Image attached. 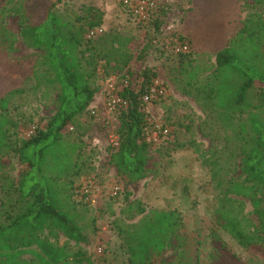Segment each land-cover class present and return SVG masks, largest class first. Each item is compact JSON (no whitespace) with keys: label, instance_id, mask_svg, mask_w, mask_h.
<instances>
[{"label":"rangeland","instance_id":"1","mask_svg":"<svg viewBox=\"0 0 264 264\" xmlns=\"http://www.w3.org/2000/svg\"><path fill=\"white\" fill-rule=\"evenodd\" d=\"M28 1L0 0V97L15 92L7 110L0 113L6 117L3 129L9 132L5 145L0 147V223L8 213L24 206L18 204L17 185L26 165L19 161L14 148L36 130H43L55 112L56 93L53 87L45 85L49 75L41 62L42 53L26 47L19 35L24 18L36 21L41 17L36 11L32 18L31 9L27 10ZM155 3V10L161 7L167 12L162 34L169 35L172 30L166 28L173 25L175 33L191 40L189 54L180 58L167 51L169 39L165 43L153 28L129 16L119 0H62L58 3L59 7L73 11L87 6L102 11L107 46L113 47L111 39L117 37L118 43L114 46H119L123 54L131 55L132 62L143 47H148L146 64L154 69L157 77L146 110L155 131L151 134L153 143L147 179L125 184L109 164L119 127L117 110L109 106V85L115 86L124 69L113 63L99 66L96 104L79 118L77 135L71 137L79 147L76 166L59 179L65 183L76 182V185L88 183L94 189L89 207L74 202L79 224L84 225L86 242L68 241L61 233L49 229L43 230L39 237L64 247L72 264H127L122 238L115 231L121 224L140 219L138 211L146 209L143 206L151 202L145 189H156L160 185L158 196L167 197L169 188L180 189L188 195L181 201L182 209L176 211L181 218L180 232L164 251L162 264H263L213 225L216 211L221 210L229 218L237 219L243 232L264 246V231L260 229L250 200L230 194V185L244 179L241 158L236 156L234 148L238 149L240 143L236 137L238 123L245 121L249 113L220 117L216 109L219 99L205 86L211 81V71L203 73V70L207 65H214L217 50L214 46L220 49L230 44L247 18L255 15L253 20H264V6L255 5L254 0H192V3L155 0ZM260 34V49L264 53V30ZM261 97L262 101H258L255 91H251L248 101L264 120V94ZM178 121L190 128L177 126L174 135L169 124ZM162 125L170 129V135L159 134ZM227 136L231 137L230 141ZM233 151L236 154L231 157ZM76 153L70 152L66 165L73 163ZM59 160L49 164L47 175L61 172L57 166ZM114 187L118 188L116 195H113ZM68 192L73 193V189ZM20 259L30 260L32 255L24 254Z\"/></svg>","mask_w":264,"mask_h":264},{"label":"trees","instance_id":"2","mask_svg":"<svg viewBox=\"0 0 264 264\" xmlns=\"http://www.w3.org/2000/svg\"><path fill=\"white\" fill-rule=\"evenodd\" d=\"M61 1L29 0L26 5L27 10L31 9L32 18L36 16V11L40 12L41 17L36 21L24 18L20 25L19 35L23 44L42 53L41 62L49 75L45 85L53 87L56 93L55 112L43 130H36L19 147L14 148L19 161L26 165L17 185V201L24 206L8 213L4 222L0 223V264H72L64 247L39 237L45 229L57 231L74 243L86 242L84 225L79 224L74 205L76 202L77 205L89 207L80 194L81 183L76 185V182L65 183L59 179L76 166L79 147L71 137L77 135L79 118L90 108L98 92L96 80L99 66L106 67L113 63L124 69L115 88L126 106L116 113L119 127L109 164L125 184L147 179V164L153 143L151 134L155 130L149 120L144 98L152 95L157 77L154 69L146 64L148 47H143L132 62L131 55L123 54L119 46H114L118 43L117 37L111 39L113 47L107 46L102 11L93 6L73 11L68 7H59ZM189 2L192 3V0ZM254 3L264 6V0H254ZM122 8L132 16L125 7ZM166 15V9L160 7L146 23L132 18L141 25L153 28L165 43L169 39L168 45L165 44L167 51L182 58L190 53L191 40L175 33L173 25L166 28L172 30L169 35L162 34ZM253 16L246 19L230 44L220 49L214 46L217 49L214 65H207L203 73L211 71V81L205 86L211 95L213 93L219 99V105L215 107L220 117L231 118L234 113H249L245 121L238 123L236 137L240 143L238 149L234 148L238 153L236 156L241 158L244 179L230 185V194L250 200L260 229L264 231V120L248 101L251 91H255L258 101H262L264 94V53L260 49V31L264 30V20H253ZM95 28H102L103 32L88 38L89 30ZM177 44H186L189 50L176 52ZM162 49L166 50L164 46ZM116 67L110 69L115 71ZM13 93L10 91L0 97V113L7 110ZM5 122L6 117L0 115V147L5 145L6 136L9 135L3 129ZM177 126L185 130L190 128V125H181L179 121L169 124L174 135ZM170 129L162 125L159 134L170 135ZM230 138L227 136L228 141ZM75 151L73 163L66 165L65 160L70 152L75 154ZM234 151L231 157L236 154ZM59 158L57 166L61 172L47 175L49 164H55ZM159 187L148 191L145 189L151 202L147 204L148 208L143 206L146 209L138 211L140 219L134 223H120L121 227L115 231L122 238L127 264H162L164 251L180 232L181 218L176 211L182 209L184 203L181 201L188 195L184 192L186 197L178 198L180 189L169 188L168 192L177 194L178 198L176 203L170 204L168 194L167 197L156 195ZM71 188L73 193L68 192ZM213 225L225 231L250 257L264 264V246L253 236L246 235L237 219L229 218L218 210ZM24 254L32 255V259L21 260Z\"/></svg>","mask_w":264,"mask_h":264},{"label":"built area","instance_id":"3","mask_svg":"<svg viewBox=\"0 0 264 264\" xmlns=\"http://www.w3.org/2000/svg\"><path fill=\"white\" fill-rule=\"evenodd\" d=\"M123 7H125L132 16L140 22H148L154 15L156 3L155 0H119ZM103 32L102 28H95L89 30L87 37L91 38L96 35H99ZM188 46L186 44H177L175 49L176 52H187ZM111 101L109 106L116 110L123 108L126 106V103L123 102L117 95L116 88L114 84L109 85ZM149 97H145L144 101L148 102ZM93 187H91L88 183H81L80 185V193L82 194V198L85 203H91L93 201H89V197L91 192H93ZM113 195H116L118 192V188H112Z\"/></svg>","mask_w":264,"mask_h":264},{"label":"crops","instance_id":"4","mask_svg":"<svg viewBox=\"0 0 264 264\" xmlns=\"http://www.w3.org/2000/svg\"><path fill=\"white\" fill-rule=\"evenodd\" d=\"M98 96H99V92L97 93V94H95V96H94V98H93V101H92V103H91V105H90V107H92V106H94V104H96V98H98ZM175 166V163H173V161H172V165H171V167L173 168ZM185 192V191H184ZM184 192L181 194L180 193V191H179V193H177L176 195L178 196V198H179V196H181L182 197V199L183 198H185L186 196L184 195ZM186 193V192H185ZM176 195H174V193H168V198H169V200H170V204H172V203H176V200H178V198H177V196ZM181 199V200H182ZM172 206H176V205H172Z\"/></svg>","mask_w":264,"mask_h":264}]
</instances>
